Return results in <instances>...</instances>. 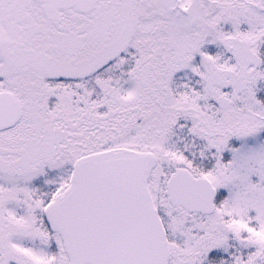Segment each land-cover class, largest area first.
<instances>
[{"label": "snow or ice", "instance_id": "obj_1", "mask_svg": "<svg viewBox=\"0 0 264 264\" xmlns=\"http://www.w3.org/2000/svg\"><path fill=\"white\" fill-rule=\"evenodd\" d=\"M0 264H264V0H0Z\"/></svg>", "mask_w": 264, "mask_h": 264}]
</instances>
